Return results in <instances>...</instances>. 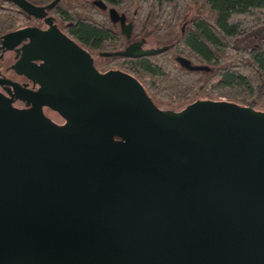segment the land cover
Wrapping results in <instances>:
<instances>
[{"label": "water", "instance_id": "95a60500", "mask_svg": "<svg viewBox=\"0 0 264 264\" xmlns=\"http://www.w3.org/2000/svg\"><path fill=\"white\" fill-rule=\"evenodd\" d=\"M12 1L44 18L61 0ZM33 50L54 64L35 73L48 91L35 101L90 134L0 108V264H264L263 111L220 100L164 110L135 77L99 73L71 40Z\"/></svg>", "mask_w": 264, "mask_h": 264}, {"label": "trees", "instance_id": "16d2710c", "mask_svg": "<svg viewBox=\"0 0 264 264\" xmlns=\"http://www.w3.org/2000/svg\"><path fill=\"white\" fill-rule=\"evenodd\" d=\"M28 1L44 6L54 0ZM102 1L131 15L140 33L154 28L161 35L171 34L192 7L196 8V15L186 21L182 37L169 44L168 51L140 57L130 65L159 108L160 103L182 102L184 110L205 96V100L226 101L264 112V0ZM55 9L75 22L71 31L78 41L94 52L107 49L104 40L108 34L98 23L101 10L93 0H61ZM87 11L91 21L82 17ZM9 19L11 27L14 18ZM246 38L257 41L240 45L239 41ZM177 57L211 69L190 71L179 64Z\"/></svg>", "mask_w": 264, "mask_h": 264}, {"label": "flooded vegetation", "instance_id": "af4514ba", "mask_svg": "<svg viewBox=\"0 0 264 264\" xmlns=\"http://www.w3.org/2000/svg\"><path fill=\"white\" fill-rule=\"evenodd\" d=\"M94 1L96 0H93V3ZM55 8L48 11L46 17L39 18L29 15L12 0H0V108L27 114L76 136L90 134L82 133L81 127L70 126L68 119L49 105L39 104L35 101L37 96L48 93L46 86L34 77L35 73L39 70L51 71L54 64L44 58H38V54L33 50V43L38 42L39 39H49L55 44L61 45L62 42L71 40L90 56L99 73L111 76L114 72H120L138 79L130 65L133 64V60L140 57H124L111 53L122 52L130 45L140 43L143 49H150L147 47V43L151 30L140 33L131 15L115 8L120 16L125 15L124 26L129 31L128 34L124 32L121 20L115 22L111 19L109 10L114 7H108L106 10L98 7L101 10V18L98 23L101 29L106 31L108 38L104 40L107 49L94 52L72 35L71 30L75 22L68 21ZM10 16L14 18L11 27L9 26ZM82 17L86 21L92 20L87 12H83ZM24 29H31L30 34L38 36L18 40V37L8 35ZM182 30L183 32L186 30V25ZM167 46L170 48V45ZM140 83L142 84L141 81ZM198 101L200 100L193 104ZM109 136L115 140L120 139L113 134H109Z\"/></svg>", "mask_w": 264, "mask_h": 264}, {"label": "rangeland", "instance_id": "374dc122", "mask_svg": "<svg viewBox=\"0 0 264 264\" xmlns=\"http://www.w3.org/2000/svg\"><path fill=\"white\" fill-rule=\"evenodd\" d=\"M87 13L90 15V12L87 11ZM196 8L192 7V9L189 11V13L186 15V19H184L180 26H178L177 28H175L171 34H164L161 35L159 33V30L157 29H152L151 30V34L148 36V43H147V47L148 48H155V47H159V46H163V45H169L172 44L173 42H176L180 37H182V33H183V26L186 25V21L190 20L191 18H193L196 15ZM92 15V14H91ZM91 17V16H90ZM182 32V33H181ZM257 41L256 38H246V39H242L239 41L240 45H246V44H255ZM201 99L205 100L208 99L207 97H201ZM162 109L165 110H170V111H174V112H180V110H183L182 107V102L178 103L177 105H171L168 103H160L159 105ZM185 107V105H183ZM144 142L150 144L153 147H156L157 144H155L153 141H145Z\"/></svg>", "mask_w": 264, "mask_h": 264}]
</instances>
